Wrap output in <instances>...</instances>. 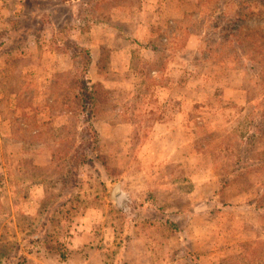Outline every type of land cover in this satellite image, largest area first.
I'll list each match as a JSON object with an SVG mask.
<instances>
[{"label":"rangeland","instance_id":"374dc122","mask_svg":"<svg viewBox=\"0 0 264 264\" xmlns=\"http://www.w3.org/2000/svg\"><path fill=\"white\" fill-rule=\"evenodd\" d=\"M70 9L86 73L47 18L0 56V264H264V0Z\"/></svg>","mask_w":264,"mask_h":264},{"label":"trees","instance_id":"16d2710c","mask_svg":"<svg viewBox=\"0 0 264 264\" xmlns=\"http://www.w3.org/2000/svg\"><path fill=\"white\" fill-rule=\"evenodd\" d=\"M80 1L85 2V4L89 2V0H57L54 3L40 0H12L10 9L13 12V18L10 21V27L0 31V56L25 49L29 44L31 36H34L35 41L39 40L40 33L45 29L46 25L44 19L47 18L52 27L50 43L54 44L56 48L61 50L70 51L76 58L84 57L83 72L86 73L92 63V54L89 48L80 46L79 43L73 39V33H76L81 27L77 24V22L79 23V19H76L74 10L71 11L70 9L72 4ZM29 8L35 9V13H33L34 15L37 14L36 11L38 10H40V14L39 16L34 17L30 25H25L27 21L26 19L28 15H30V13H28ZM47 8H50L51 11H48L49 9ZM65 10L67 12H65ZM54 14H58L61 18L71 15V20L56 22L52 19ZM93 91L92 87H89L84 80L81 81L79 94L82 99L84 115L88 120L92 110L91 105L96 102L95 93ZM70 159V172L72 177L75 175L74 172L78 169L81 161L77 159L76 154H71ZM68 180L69 179L64 180V183L66 184Z\"/></svg>","mask_w":264,"mask_h":264},{"label":"built area","instance_id":"2783aa9c","mask_svg":"<svg viewBox=\"0 0 264 264\" xmlns=\"http://www.w3.org/2000/svg\"><path fill=\"white\" fill-rule=\"evenodd\" d=\"M72 264H89V263L85 261H75Z\"/></svg>","mask_w":264,"mask_h":264},{"label":"crops","instance_id":"0c3cea01","mask_svg":"<svg viewBox=\"0 0 264 264\" xmlns=\"http://www.w3.org/2000/svg\"><path fill=\"white\" fill-rule=\"evenodd\" d=\"M19 51H21V50H19ZM16 52H18V51H16ZM92 58H93V57H92ZM92 61H93V59H92ZM123 191H124V187H123V185H121V192H123ZM77 261H82V260H77ZM73 262H75V261H72L71 264H72Z\"/></svg>","mask_w":264,"mask_h":264},{"label":"water","instance_id":"95a60500","mask_svg":"<svg viewBox=\"0 0 264 264\" xmlns=\"http://www.w3.org/2000/svg\"><path fill=\"white\" fill-rule=\"evenodd\" d=\"M119 189V188H118ZM120 191V190H119ZM121 194V196H119ZM119 195L117 196V198L119 199V200H121L122 199V196H123V193H120L119 192Z\"/></svg>","mask_w":264,"mask_h":264}]
</instances>
